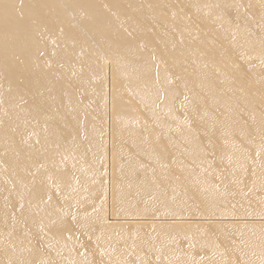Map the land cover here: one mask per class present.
I'll return each instance as SVG.
<instances>
[{"label": "bare ground", "instance_id": "6f19581e", "mask_svg": "<svg viewBox=\"0 0 264 264\" xmlns=\"http://www.w3.org/2000/svg\"><path fill=\"white\" fill-rule=\"evenodd\" d=\"M0 264H264V0H0Z\"/></svg>", "mask_w": 264, "mask_h": 264}]
</instances>
